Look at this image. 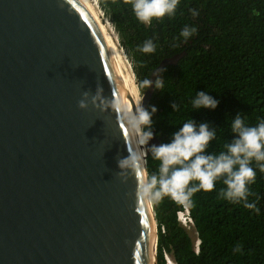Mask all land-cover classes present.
Instances as JSON below:
<instances>
[{"label":"water","instance_id":"95a60500","mask_svg":"<svg viewBox=\"0 0 264 264\" xmlns=\"http://www.w3.org/2000/svg\"><path fill=\"white\" fill-rule=\"evenodd\" d=\"M97 84L132 108L81 0H0V264H157L154 203L136 195V173L119 175L128 128L78 107Z\"/></svg>","mask_w":264,"mask_h":264},{"label":"trees","instance_id":"16d2710c","mask_svg":"<svg viewBox=\"0 0 264 264\" xmlns=\"http://www.w3.org/2000/svg\"><path fill=\"white\" fill-rule=\"evenodd\" d=\"M98 4L118 34L139 87L164 60L184 53L177 64H168L159 73L163 88H154L148 102L147 110L157 108L152 131L161 144L170 143L172 134L192 119L216 129L206 154H219L236 138L231 124L238 113L246 126L264 120V0H180L172 17L153 19L147 25L137 20L124 0H98ZM185 25L197 28L186 41L180 37ZM149 39L156 45L155 52L137 51ZM202 91L219 101L214 110L193 108L192 100ZM173 103L179 106L175 111ZM159 165L149 152L148 173L158 175ZM250 166L256 179L248 186L252 194L247 203L255 208L222 198L220 190L226 188L222 179L213 191L194 193L191 204L167 196L154 202L157 264H167L166 257L174 264H264V171L255 160ZM185 208L198 246L178 220Z\"/></svg>","mask_w":264,"mask_h":264},{"label":"clouds","instance_id":"9594fccd","mask_svg":"<svg viewBox=\"0 0 264 264\" xmlns=\"http://www.w3.org/2000/svg\"><path fill=\"white\" fill-rule=\"evenodd\" d=\"M98 1V0H97ZM125 4H131L137 20L143 24H150L153 19H163L165 16L172 17L180 3V0H124ZM193 16L198 12L191 10ZM197 33L195 26L185 25L180 32V37L188 40ZM175 46V45H174ZM156 45L152 40H146L137 51L150 54L154 53ZM157 71L156 79H144L140 87L148 89L153 87L158 90L163 88V80ZM103 87L97 84L95 94L89 91L82 93V99L78 101L80 109H87L89 104L102 112L111 110L120 121L126 125L134 140V147L128 148L129 155L118 159L119 175L125 180L129 173H136L138 187L136 195L146 203L159 202L165 196L180 204H191L194 193L203 190L211 192L215 189L216 182L222 179L226 188L220 190V196L233 203L244 201V207L255 208L254 204L247 203L249 185L255 183L256 171L250 166L255 160L261 171H264V120L257 126H246L241 114L238 113L232 121V132L236 138L225 144L226 151L219 154H206L210 142L216 138V129L206 122L197 124L189 119L183 123L178 131L172 134L170 143L159 146L147 147L153 139V115L157 108L151 106V111L142 106V102L130 108L121 97L104 96ZM219 101L206 92H198L192 100L193 108L215 109ZM173 110L178 105L173 103ZM151 153L154 160L160 162L159 173L149 174L146 170L147 155ZM196 181L197 184L192 182ZM186 207V206H185ZM259 212V209H256ZM188 208L178 213V220L186 229L182 213L188 214ZM193 225V224H192ZM198 246V242L196 244ZM236 251H240L237 246ZM167 264L169 258L166 257ZM171 262H173L171 260ZM174 263V262H173Z\"/></svg>","mask_w":264,"mask_h":264},{"label":"bare ground","instance_id":"6f19581e","mask_svg":"<svg viewBox=\"0 0 264 264\" xmlns=\"http://www.w3.org/2000/svg\"><path fill=\"white\" fill-rule=\"evenodd\" d=\"M84 6L86 7L87 11L91 15L92 19L94 20L95 24L97 25L99 31L101 32L114 60L115 63L120 71V74L123 78V81L125 83V86L127 88L131 106L134 109L136 106L139 105L140 99H139V93H138V87L136 82L134 81L133 74H131L129 67L127 66L124 56L122 54V51H120V48L118 46L117 40L114 37L113 33L109 31L104 24L101 21L100 13L98 14L93 4H91L90 0H81ZM107 25V24H106ZM151 264H153L152 257H151ZM173 264L171 262V259L169 258V263Z\"/></svg>","mask_w":264,"mask_h":264},{"label":"rangeland","instance_id":"374dc122","mask_svg":"<svg viewBox=\"0 0 264 264\" xmlns=\"http://www.w3.org/2000/svg\"><path fill=\"white\" fill-rule=\"evenodd\" d=\"M91 1V4H93L97 11V13L100 15V18H101V21L102 23L104 24V26L113 33L114 37L116 38L117 40V43H118V46L120 48V51H122V54L124 56V59H125V62L127 64V66L129 67L130 69V72L131 74H133V77H134V81L136 82L137 84V87H138V95H139V99H140V103L142 102V98H143V93L142 90L140 89L139 87V84H138V78L135 74V71H134V68H133V65L128 57V55L126 54L125 50L121 47L120 45V41H119V37H118V34L114 28V26L112 25V23L110 22V20L107 18V16L104 14V12L101 10L99 4H98V1L97 0H90ZM107 24V25H106ZM139 103V104H140ZM187 230L189 231V233L191 234L192 238L195 240V243L197 244L198 242V239H197V233L195 232L194 228H193V225H191L190 227L187 228ZM171 259V258H170Z\"/></svg>","mask_w":264,"mask_h":264},{"label":"built area","instance_id":"2783aa9c","mask_svg":"<svg viewBox=\"0 0 264 264\" xmlns=\"http://www.w3.org/2000/svg\"><path fill=\"white\" fill-rule=\"evenodd\" d=\"M187 213H188L187 215L184 214V213H182V217L184 218L186 224H188L189 226H191L193 224V222H192V219L189 216V212H187ZM198 245H199V241H198Z\"/></svg>","mask_w":264,"mask_h":264}]
</instances>
